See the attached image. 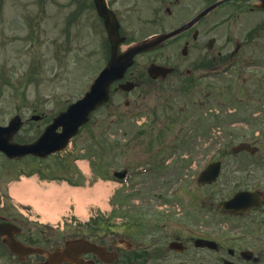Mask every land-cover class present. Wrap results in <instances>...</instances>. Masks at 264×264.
Instances as JSON below:
<instances>
[{
  "label": "flooded vegetation",
  "instance_id": "obj_1",
  "mask_svg": "<svg viewBox=\"0 0 264 264\" xmlns=\"http://www.w3.org/2000/svg\"><path fill=\"white\" fill-rule=\"evenodd\" d=\"M105 1L107 7L114 11L117 17L121 36L126 37L124 44L168 33L192 21L194 23L162 41L152 50L136 56L134 66L122 80L132 81L135 89L130 92L114 90L118 96L116 100L123 99L126 110L119 107L117 102L111 104L109 112L111 131L115 133L116 127L122 126L123 118L128 120L125 121L126 138L110 139V155L114 161L119 158L122 164L128 163L124 166L128 173L131 171L130 179L139 181L135 187L129 188L127 193L139 192L141 196L133 206H123V211L117 204L112 205L109 216L121 222L120 229L108 226L106 234L100 235L95 229L93 235H89L92 241L105 245L108 250L116 253L117 257L112 263H101L95 259L96 256L90 254L83 255V258L93 259L97 264H163L164 259L167 260L165 264H179L180 256L186 252L181 254L172 250L169 242L182 241L188 251L193 236L180 228L176 211L183 208L178 204L179 200L175 194L186 193L177 185L182 178L181 172L192 162L194 156L191 153V146L185 145L182 140L169 137L181 118L179 113L175 112L176 108L172 106V99L179 94L189 95L193 105L188 107L187 111L190 115V124L194 125L197 110H203L211 95L216 99L226 100L230 87L227 76L229 75L231 85L234 84L239 91L238 98L242 100L246 95V106L253 110L256 108L255 88L260 76L251 72L256 66H264V60L259 59L258 42L255 41L256 38L250 29L246 31L249 24L242 23L241 12L237 11L232 19L228 18L227 3L220 5L219 11L214 15L210 12L195 21L212 0ZM44 5L42 15L33 16L32 25L34 32L43 33L44 46L53 60L61 59L68 50L109 49L106 27L95 0H46ZM213 35L215 39L211 42ZM218 38L220 39L217 41ZM151 63L168 67L169 73L152 79L148 75ZM143 114H146L144 128L142 125L139 127L131 123V120ZM246 114L247 117L243 120L249 129L264 128V110ZM251 119L256 122V126L251 125L249 122ZM153 128L156 129V138H139L140 133ZM203 152L202 158H209L211 148ZM225 156L223 155V158ZM236 157L234 166L241 175L249 171L262 172L260 176L250 175V179L242 181V185L253 183L256 177L264 179V155L239 154ZM173 159H177L174 167H181L175 179L167 177V174H173V167L165 169L162 164ZM185 159L187 163L184 165ZM158 175L159 183L152 190V184ZM252 189L262 191L264 195L262 185H258V188L252 186ZM172 192H174L172 201L163 197ZM154 195H157L160 204L149 202L157 199ZM254 211L259 217L258 220L264 223V206ZM9 215L8 212H0V219L5 218L11 223L22 224V232L18 238L30 243L29 240L33 239L34 235L26 231L24 223L19 218H10ZM84 233L81 230L80 235ZM43 243L47 250L62 246L58 235L47 237ZM9 254L0 238V259H13L14 256ZM155 258L157 262L153 261ZM38 262L41 261L37 257L28 256L24 264Z\"/></svg>",
  "mask_w": 264,
  "mask_h": 264
},
{
  "label": "rangeland",
  "instance_id": "obj_2",
  "mask_svg": "<svg viewBox=\"0 0 264 264\" xmlns=\"http://www.w3.org/2000/svg\"><path fill=\"white\" fill-rule=\"evenodd\" d=\"M45 2L43 1L44 4ZM33 3L34 2H31V0H0V124H6L9 119L16 113L23 114L25 119L30 118L32 113L34 112L42 114L44 116V119L38 122L28 123L25 126L20 134L23 138H27L30 136L35 137L37 134H39L53 115H55L60 109L67 106L69 103L80 98L84 94V92L88 90L93 79L97 76L98 71L102 69V65L97 64V57H90L92 51L87 50V48L83 50L82 55L77 54L74 57H71L72 54H69L67 60L63 61L61 64L59 62L52 61V59H49L48 56H46V51L43 47H41L40 49L35 48L34 50L32 48V51H29V49L26 47V44H28L29 41V39L26 38V34L28 35V32L32 34L33 30H28L29 23L28 25H26V23L28 22V13H32ZM38 15H42V13ZM251 17L257 18V15L253 14ZM16 20H18L19 22L22 21V24H25V26H20V28L17 29V27L14 26L16 25ZM78 55L81 56L79 57V59ZM85 55L89 56V59L84 57ZM34 61H38L39 63H35L36 65H34ZM244 84L247 85L245 82ZM263 87L264 77H261L258 81L259 93L261 92V89ZM238 95L239 91H237L236 97H238ZM245 105L246 104H244L243 106L238 105V110H242L245 114L252 111L249 108L245 109ZM34 109L36 111H34ZM101 114L102 122H106L107 119L103 115V112H101ZM242 116L243 114L240 115V117ZM200 117L201 123L197 128L198 130H196L189 139V146H191V153L194 157H192V162H190L181 172V177L183 178V180L188 175L186 179L189 181L190 185L193 184L195 187L193 198L190 197V194H186V197L190 199V203H188V205L191 204L193 200L195 211L197 208L198 213H200V205L203 204L204 200L207 201L208 196H211V198L213 199H222V194L225 195L230 190V185L231 183H233V181L231 180H235L237 178V175L233 171V159H228L226 157V159L224 160V171L222 172V176L219 177L216 185L206 187L204 185L198 184V171L201 166L200 164L203 161V151L208 150L209 148H211L212 151H215L217 148L214 145L218 146V144L216 143H218L219 141H224V143H226L227 145L232 143L230 146L231 148L234 144H236V142L241 139L236 136L237 132H244L243 138L247 139L252 138L253 132L252 130H248L247 125L242 122L231 126L232 136L235 141L234 143L230 138L231 134L227 132L222 133L221 131H219L218 127H213L212 130H207L206 128L209 127L210 123L205 125L203 116ZM137 120L141 122L144 120V118H137ZM206 121L207 118L205 122ZM249 122L251 123V125H257L256 122L252 119L249 120ZM87 129L84 130L83 134L78 138L77 143H81L82 136L88 133ZM226 129H230V127H227ZM189 130H192L191 126L186 129V132ZM102 132H104V130ZM198 132L201 138H196ZM184 133L185 129L183 130V133L180 137H182ZM151 134V137L156 138L153 131H151ZM102 135L107 138V132L103 133ZM205 137L206 140H204ZM185 145L188 144L186 143ZM93 154V149H90L88 153L89 158H91ZM212 157H216V152H212ZM67 160L68 158L66 154L55 156L52 160V164L55 161L63 162V164H66ZM111 162V156H107L106 154L103 157L102 153H100V158L95 157V161L92 162L94 173L93 178H95L94 180L93 178H91L90 181H88L86 178H80V175L77 173V171L73 176H70L68 178L70 181L71 179H74V181L76 182L75 184L83 185V188L92 189L93 186L98 183L96 182L94 184L96 175L108 174L107 167H109ZM36 163V160H29L27 158L23 159L22 161H10L4 156L0 155V186L5 188L7 183L12 179L17 178L18 172L22 170H25L22 172L27 173L40 171L44 172V174H47L49 177L59 178L66 174L64 171H56V169H53V171L51 172L48 171L45 167H41V170H39L35 165ZM186 163L187 160L185 159L184 165ZM127 164V162L123 163V165ZM119 165H121L119 167L121 168L122 164L120 163ZM180 168L181 167L178 166L173 167V174L169 173L167 174V177L171 179L177 178L180 173ZM192 171L195 172V175L190 176ZM250 175V172L246 174L247 177H249ZM246 176H241L240 179H238V183H241L242 181L247 179ZM159 177L160 176L158 175L155 179L154 184H152V190H154L153 187L158 185ZM135 185L136 184H132V187ZM127 189L129 188L121 187L119 192L117 191L114 197L109 198V196H107L105 201L108 202L109 200L110 207H112V205H115L120 200H122V203L119 205L122 211L123 206H133L136 200H134V197L132 198L128 196L126 191ZM209 192H211L212 194H210ZM154 196L157 198V195ZM2 197L3 196H1L0 192V198ZM163 197H167V199L169 198L168 195H163ZM68 198H70V202L74 204L73 198ZM180 201L182 204L186 202V199L181 197ZM2 202L8 205V208L14 212H10V218L18 215V217L22 220L24 219L29 224H33L30 226H26L28 232L33 230L35 226L34 224L36 222L39 223L40 220L44 219V212L35 209V206L27 207V209H29V212L25 211V214H27L28 217L23 216L22 218L19 213L17 214L18 211L16 210V212L15 209L12 208V204L18 205L20 208L21 205L11 200L10 198L7 199L4 197L2 198ZM155 204H160L158 203V198L156 199ZM71 208H73V206ZM21 209L25 210L23 208ZM207 209L208 208H206V210ZM95 211L98 212L96 208ZM95 211L92 212L93 215H95ZM73 212V210H66L64 212H61L62 215L60 219H67L65 220V223L67 221H70V219L72 220L70 223H66V226L74 225L75 222H85L87 221L86 219L89 218L90 220H92L93 218L92 215L90 217L88 216L90 212L89 209L86 210V212L79 213V216L73 215ZM207 215L208 218H206V215L201 216L200 214V216H198V214L196 213V229H210L212 234H214L217 238L223 240L224 242L233 243V245H235V240L237 237L234 231L238 226L236 219L232 217H225L226 215H220L215 211H212L211 214L207 212ZM219 217L222 219V221L216 220V218ZM249 220L253 221L255 225V220L253 218ZM90 224L92 223L90 222ZM246 224H248V221L243 220L242 225ZM64 235L67 239L73 237L76 235V229L74 228L71 230H66ZM231 237H233L232 240H230ZM204 250L205 249H200L196 250L195 252H190V256L193 262L192 264H218L216 262V258L221 255H216L213 252ZM0 264H3V259H0ZM4 264L8 263L5 262Z\"/></svg>",
  "mask_w": 264,
  "mask_h": 264
},
{
  "label": "water",
  "instance_id": "obj_3",
  "mask_svg": "<svg viewBox=\"0 0 264 264\" xmlns=\"http://www.w3.org/2000/svg\"><path fill=\"white\" fill-rule=\"evenodd\" d=\"M104 17L107 20L109 38L112 44L111 59L95 80L85 98L71 105L67 111L62 112L53 124L47 127L46 131L33 143L18 144L14 141L15 134L23 124L20 117L16 116L8 126L0 127V151H3L10 158H15L27 154L45 157L53 151L61 150L66 147L69 138L77 133L79 126L87 121L89 113L109 99L112 83L124 75L126 69L133 63V56L145 48L135 46L126 52L119 53L117 27L110 25V19L106 14H104ZM127 89L129 88L127 87ZM59 126H62V132L56 133L55 131ZM245 196L238 195L223 204L222 207L237 211L241 208L245 209L246 207L242 206V199ZM14 234L15 232L10 225L0 224V235L6 236L5 241L12 252L18 255L44 252L41 249L26 248L14 239ZM82 251H97V249L83 240L70 241L64 249L48 254V264H59L69 260L76 262Z\"/></svg>",
  "mask_w": 264,
  "mask_h": 264
},
{
  "label": "bare ground",
  "instance_id": "obj_4",
  "mask_svg": "<svg viewBox=\"0 0 264 264\" xmlns=\"http://www.w3.org/2000/svg\"><path fill=\"white\" fill-rule=\"evenodd\" d=\"M47 188V190L40 191V189H37V186H35L34 181L27 180V184L25 186H21L20 190L14 189L13 194L21 199L40 205V209L44 211L47 210V213L51 215V210L59 209L63 205L62 202L66 198V195H69V193L77 197L80 202H82L86 197H90L95 201L101 202L102 205H105L106 201H101V199L108 195L114 186L109 187L107 184L101 183L97 184L94 188L87 192H84L79 188L63 189L56 184H48Z\"/></svg>",
  "mask_w": 264,
  "mask_h": 264
}]
</instances>
